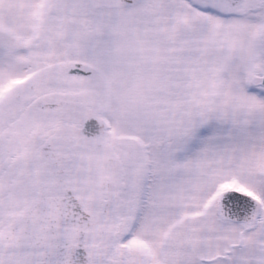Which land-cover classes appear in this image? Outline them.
I'll return each mask as SVG.
<instances>
[{
  "label": "snow or ice",
  "instance_id": "1",
  "mask_svg": "<svg viewBox=\"0 0 264 264\" xmlns=\"http://www.w3.org/2000/svg\"><path fill=\"white\" fill-rule=\"evenodd\" d=\"M0 264H264V0H0Z\"/></svg>",
  "mask_w": 264,
  "mask_h": 264
}]
</instances>
